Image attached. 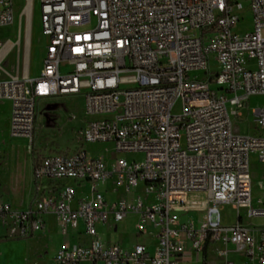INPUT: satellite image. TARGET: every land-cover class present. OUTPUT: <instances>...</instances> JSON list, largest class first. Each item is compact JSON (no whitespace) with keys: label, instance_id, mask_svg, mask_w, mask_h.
Masks as SVG:
<instances>
[{"label":"built area","instance_id":"obj_1","mask_svg":"<svg viewBox=\"0 0 264 264\" xmlns=\"http://www.w3.org/2000/svg\"><path fill=\"white\" fill-rule=\"evenodd\" d=\"M249 8L252 28L238 33L239 0H40L38 73L0 78L10 135L32 141L40 100L81 95L100 116L83 141L110 143L113 156L45 155L34 201L0 200V227L26 238L53 215L66 237L57 264H209L217 245L215 264H264V181L255 196L252 176L253 155L264 165V103L251 110L258 134L233 119L264 96V0ZM15 19L14 0H0V31ZM226 202L238 210L232 225L221 220ZM191 212L203 214L181 219ZM131 215L153 246L103 238L101 225Z\"/></svg>","mask_w":264,"mask_h":264},{"label":"rangeland","instance_id":"obj_2","mask_svg":"<svg viewBox=\"0 0 264 264\" xmlns=\"http://www.w3.org/2000/svg\"><path fill=\"white\" fill-rule=\"evenodd\" d=\"M244 6L243 19L235 26V32L242 33L252 28V14L249 8L250 0H239ZM16 6L15 21L0 31V78L10 76L22 77L36 75L42 64L45 39L41 34L40 0H14ZM212 71L219 67L213 61ZM192 76L203 78L204 70L193 71ZM264 103V96L253 97L244 108L242 115L234 116V122L240 126L243 135L258 134L252 108ZM100 116L89 115L85 111L84 99L81 95L61 96L52 99H42L37 107L36 128L33 140L10 135V103L0 101V199L10 200L16 205H23L32 200L31 175L33 167L48 154L72 153L84 147L94 156L111 158L112 144L85 143L82 130L86 123ZM252 176L254 195L260 196L258 184L264 181V165L257 156H252ZM34 178V177H33ZM75 184L74 181H71ZM35 187V181H34ZM90 186L78 193L86 196ZM221 220L224 225H232L238 220V210L232 203L220 204ZM202 212L181 214L186 221L190 217L199 219ZM256 220V219H255ZM49 228L47 232L40 230L26 238H9L0 244V264H23V257L28 258L26 264H57L55 255L62 243V233L53 215L47 216ZM261 219L256 220L260 222ZM139 218L131 215L117 224L111 222L99 229L103 237L120 242L136 241ZM145 240L144 237L141 238ZM215 246L210 258H219ZM85 264V263H84Z\"/></svg>","mask_w":264,"mask_h":264},{"label":"crops","instance_id":"obj_3","mask_svg":"<svg viewBox=\"0 0 264 264\" xmlns=\"http://www.w3.org/2000/svg\"><path fill=\"white\" fill-rule=\"evenodd\" d=\"M38 73V72H37ZM10 121V120H9ZM36 165V164H35ZM34 165V167H35ZM34 167H33V177H34ZM32 177L31 175V192L33 193V198L32 200H29L27 201L25 204L23 205H16L14 204L15 206L17 207H20V208H26L28 207L29 205H31V203L34 201V198L36 196V188L34 187V178ZM0 200H4V199H0ZM4 201H7V200H4ZM10 202V200H8ZM12 203V202H11ZM48 216V215H47ZM47 216H46V227L45 229L43 230V232H47V229L49 228V225H48V221H47ZM56 220V219H55ZM57 223V222H56ZM58 225V224H57ZM102 227H104L105 225H101ZM62 235V243L61 245L65 242L66 240V237L65 235H63V233L61 234ZM22 238V237H16V236H12L10 235L9 231H7L4 227H0V244H2L3 242H6L8 241L9 238ZM144 237L145 240H142L141 238ZM105 240L107 241H111V242H120L118 240H115V239H109V238H106V237H103ZM69 239L74 241L76 240V235H75V232L74 231H70V236H69ZM137 242H146V243H149L151 244L152 246L155 244V239L152 235H139L136 231V241L135 242H132V243H125V242H121V243H124V244H127V245H133L134 243H137ZM60 245V246H61ZM59 246V247H60ZM59 249V248H58ZM211 254V252H210ZM211 256L209 255V264H215L214 261L210 258ZM28 258H24L23 257V264H26V261H27ZM84 264V263H83ZM85 264H89L87 262H85Z\"/></svg>","mask_w":264,"mask_h":264}]
</instances>
